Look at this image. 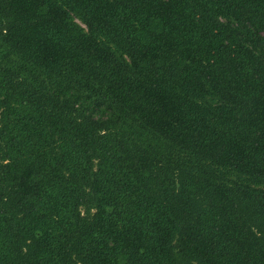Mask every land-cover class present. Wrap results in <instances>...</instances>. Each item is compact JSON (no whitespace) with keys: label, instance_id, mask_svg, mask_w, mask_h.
I'll return each instance as SVG.
<instances>
[{"label":"trees","instance_id":"16d2710c","mask_svg":"<svg viewBox=\"0 0 264 264\" xmlns=\"http://www.w3.org/2000/svg\"><path fill=\"white\" fill-rule=\"evenodd\" d=\"M0 264H264V0H0Z\"/></svg>","mask_w":264,"mask_h":264}]
</instances>
